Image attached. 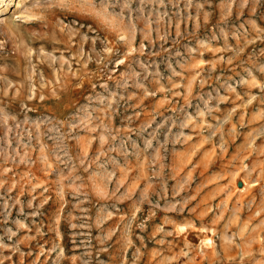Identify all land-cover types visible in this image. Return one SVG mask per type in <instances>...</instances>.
Wrapping results in <instances>:
<instances>
[{"label": "rangeland", "instance_id": "rangeland-1", "mask_svg": "<svg viewBox=\"0 0 264 264\" xmlns=\"http://www.w3.org/2000/svg\"><path fill=\"white\" fill-rule=\"evenodd\" d=\"M15 1L0 264H264V0Z\"/></svg>", "mask_w": 264, "mask_h": 264}, {"label": "bare ground", "instance_id": "bare-ground-1", "mask_svg": "<svg viewBox=\"0 0 264 264\" xmlns=\"http://www.w3.org/2000/svg\"><path fill=\"white\" fill-rule=\"evenodd\" d=\"M14 5H15L16 9H20L22 6L19 0H16Z\"/></svg>", "mask_w": 264, "mask_h": 264}, {"label": "water", "instance_id": "water-1", "mask_svg": "<svg viewBox=\"0 0 264 264\" xmlns=\"http://www.w3.org/2000/svg\"><path fill=\"white\" fill-rule=\"evenodd\" d=\"M240 185H241V182L238 183V186H240Z\"/></svg>", "mask_w": 264, "mask_h": 264}]
</instances>
